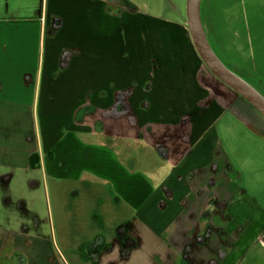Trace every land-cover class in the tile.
Instances as JSON below:
<instances>
[{
	"label": "crops",
	"instance_id": "0c3cea01",
	"mask_svg": "<svg viewBox=\"0 0 264 264\" xmlns=\"http://www.w3.org/2000/svg\"><path fill=\"white\" fill-rule=\"evenodd\" d=\"M135 2L7 0L0 169L39 168L114 208L89 264H264V115L203 61L187 9L173 21ZM199 14L264 96V0ZM45 243L0 224V264H60Z\"/></svg>",
	"mask_w": 264,
	"mask_h": 264
},
{
	"label": "rangeland",
	"instance_id": "374dc122",
	"mask_svg": "<svg viewBox=\"0 0 264 264\" xmlns=\"http://www.w3.org/2000/svg\"><path fill=\"white\" fill-rule=\"evenodd\" d=\"M7 4V0H0V11ZM135 5L153 8L156 14L173 21L186 17V0H136ZM239 133L247 135L243 130ZM241 145L245 146V142L237 143ZM75 187L72 181L56 182L46 177L39 168L12 172L0 169V224L43 237L60 264H89L90 240L100 236L108 240L116 229L110 227L116 214L109 203H103L101 198L95 201L82 189L75 193Z\"/></svg>",
	"mask_w": 264,
	"mask_h": 264
},
{
	"label": "water",
	"instance_id": "95a60500",
	"mask_svg": "<svg viewBox=\"0 0 264 264\" xmlns=\"http://www.w3.org/2000/svg\"><path fill=\"white\" fill-rule=\"evenodd\" d=\"M201 0H187V18L190 33L198 53L210 70L231 86L264 115V96L239 74L228 68L212 49L202 26L199 7Z\"/></svg>",
	"mask_w": 264,
	"mask_h": 264
},
{
	"label": "trees",
	"instance_id": "16d2710c",
	"mask_svg": "<svg viewBox=\"0 0 264 264\" xmlns=\"http://www.w3.org/2000/svg\"><path fill=\"white\" fill-rule=\"evenodd\" d=\"M34 161H35V158H32V160H31V166L32 167H35Z\"/></svg>",
	"mask_w": 264,
	"mask_h": 264
}]
</instances>
